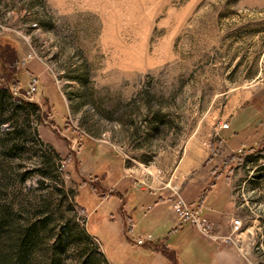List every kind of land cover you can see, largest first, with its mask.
Wrapping results in <instances>:
<instances>
[{"label":"rangeland","instance_id":"rangeland-1","mask_svg":"<svg viewBox=\"0 0 264 264\" xmlns=\"http://www.w3.org/2000/svg\"><path fill=\"white\" fill-rule=\"evenodd\" d=\"M236 114L264 123V0H0V264L135 259L97 228L103 177L175 186L187 143L217 150ZM232 126L250 141L264 133ZM256 146L235 152L228 229L200 203L218 236L200 234L240 264H264Z\"/></svg>","mask_w":264,"mask_h":264},{"label":"crops","instance_id":"crops-1","mask_svg":"<svg viewBox=\"0 0 264 264\" xmlns=\"http://www.w3.org/2000/svg\"><path fill=\"white\" fill-rule=\"evenodd\" d=\"M242 121L246 130L250 126L257 130V126L250 125L255 122L254 118L233 115L227 127L218 126L217 150L216 143L200 139V136L189 141L178 164L182 177L174 180L175 186L157 184L154 174L153 178H148L147 173L135 183L128 181L125 175L113 181L107 175L103 177L101 186L105 187L106 195L91 206L97 211L107 204L97 228L102 234H115L123 250L128 247L136 252L135 259L131 260L127 253L123 254L124 262L120 263L110 258L113 264H240L232 246L204 237L191 222L180 221L171 204L174 192H179L186 200L201 203L216 219L220 229L223 226L228 229L232 207L227 179L231 175L235 152L243 146H255L264 139V133L250 141L239 131L232 134L225 130ZM263 124L259 125L260 132L264 130ZM231 155L234 156L228 158ZM214 171L217 173L212 181ZM138 239L142 241L138 242ZM129 241L135 244L128 246ZM101 245L104 250L102 242Z\"/></svg>","mask_w":264,"mask_h":264},{"label":"built area","instance_id":"built-area-1","mask_svg":"<svg viewBox=\"0 0 264 264\" xmlns=\"http://www.w3.org/2000/svg\"><path fill=\"white\" fill-rule=\"evenodd\" d=\"M34 80V79H32ZM34 84L31 85V89H34ZM222 126H227V121L220 122ZM172 210L174 214L179 218L180 221H189L191 224L204 235L216 238L217 232L213 227L212 221L203 213L202 206L197 203L186 201L182 195L178 192L174 194L172 200ZM83 210V209H82ZM242 226V219L239 216H234L231 219V227L233 230H238ZM141 242V239L137 240Z\"/></svg>","mask_w":264,"mask_h":264},{"label":"trees","instance_id":"trees-1","mask_svg":"<svg viewBox=\"0 0 264 264\" xmlns=\"http://www.w3.org/2000/svg\"><path fill=\"white\" fill-rule=\"evenodd\" d=\"M9 48H10V47L7 45L6 48L3 49V51L1 52V54H2V57H3V60H4V61H8L9 64L14 65V61L16 60L15 52H12V50L8 52ZM14 70H15V69L13 68V70H11V71H14ZM256 147H257L256 150H261V149H263V148H264V141L259 142V143H258V146H256ZM233 156H234V155H231V156L228 157V158H232Z\"/></svg>","mask_w":264,"mask_h":264}]
</instances>
